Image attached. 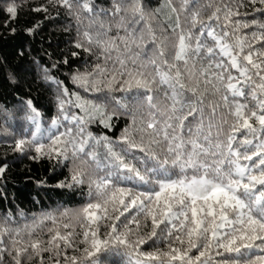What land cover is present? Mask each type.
Masks as SVG:
<instances>
[{
	"label": "trees",
	"instance_id": "16d2710c",
	"mask_svg": "<svg viewBox=\"0 0 264 264\" xmlns=\"http://www.w3.org/2000/svg\"><path fill=\"white\" fill-rule=\"evenodd\" d=\"M0 264H264V0H0Z\"/></svg>",
	"mask_w": 264,
	"mask_h": 264
},
{
	"label": "rangeland",
	"instance_id": "374dc122",
	"mask_svg": "<svg viewBox=\"0 0 264 264\" xmlns=\"http://www.w3.org/2000/svg\"><path fill=\"white\" fill-rule=\"evenodd\" d=\"M181 190L192 199L209 198L220 199L225 196L226 188L220 184L213 183L206 178L194 179L191 182L182 185Z\"/></svg>",
	"mask_w": 264,
	"mask_h": 264
}]
</instances>
